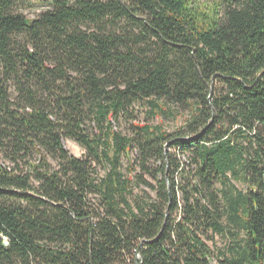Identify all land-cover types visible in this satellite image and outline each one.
Returning <instances> with one entry per match:
<instances>
[{"label":"trees","instance_id":"obj_1","mask_svg":"<svg viewBox=\"0 0 264 264\" xmlns=\"http://www.w3.org/2000/svg\"><path fill=\"white\" fill-rule=\"evenodd\" d=\"M30 2L0 0V264H212L204 229L231 234L219 264H264V0H52L35 20L21 13ZM9 79L25 106L14 108ZM142 101L159 123L114 131ZM173 108L192 113L174 134L161 123ZM168 147L194 148L195 168ZM134 150L141 174L122 171ZM2 153L39 159L23 171Z\"/></svg>","mask_w":264,"mask_h":264},{"label":"rangeland","instance_id":"obj_2","mask_svg":"<svg viewBox=\"0 0 264 264\" xmlns=\"http://www.w3.org/2000/svg\"><path fill=\"white\" fill-rule=\"evenodd\" d=\"M30 6L28 8L24 9L21 11V13L28 19L30 20H35L39 18L43 13L46 11H49L52 9V0H30ZM72 2L76 0H70ZM93 1H109V0H93ZM203 2H213L214 0H201ZM116 25V26H115ZM114 26L109 27L110 32H116L119 34L120 32L122 33L126 27V22L121 21L117 22ZM84 32L92 33L93 31H99L96 27L90 26V27H85L82 29ZM16 39L22 43V45H27V38L25 36H17ZM0 73H4L3 68L0 66ZM7 87H9L10 91V96H11V101L14 104V108L17 109L19 106L23 107L25 106L26 100L25 97L23 96L22 93L19 92L17 87H20L18 84V81L16 80H7ZM20 111L23 112V110ZM173 115H169L168 117L164 118L161 120V123L164 124L165 129L168 133H176L178 131L183 130L186 127V123L190 118L192 117V113L187 109V108H173ZM152 109L151 106L145 102H139L135 104L133 109L131 110V116L127 118H119L113 120V128L114 131L121 133L123 136L130 137L133 134L137 133L135 125H152L155 126L159 123V120L154 117L152 114ZM87 129L90 134L92 132H96L94 129V125L91 124V122L87 124ZM189 142L190 138H188ZM63 145L64 148L69 151V154L71 156H74L79 159L83 160H89V163L92 165V167L98 172V174L101 176L105 175V172L107 171V166L105 163H102L99 160H96L94 156L89 153L85 148H83L79 143L76 141L70 139L66 135L63 136ZM255 147V146H254ZM254 147L249 149V157L252 160V162H256L255 155L253 153ZM167 153L175 157L178 162L181 164L182 168L190 171L191 169H194L195 167L192 166V153L194 151V148H182V147H168L167 148ZM100 153V151H99ZM10 157L9 153L7 154H1V159L2 163L5 167H10V168H20L23 171H26L28 169V163L29 161H36L38 160L37 155H33L32 157L25 158L23 160H19L18 162H14ZM137 153L136 150H134L129 157L123 156L121 160L122 164V171L126 172L127 167L130 164H133L135 167V173L136 174H141V168L139 164H137ZM49 162L51 165L59 169L58 163L55 160L50 159ZM152 165L156 167L157 164L155 161H152ZM177 183L178 185H186L188 189H191V185L187 182V180L184 179L183 175H177ZM233 184L237 187V189L246 191L247 186L243 182H234L232 181ZM216 189L217 191H221V186L220 184H216ZM218 195L221 197V195L218 193ZM179 210L174 214V217L178 218L180 220L181 214L183 211L184 207V195L181 190H179ZM90 201L93 205H97L98 200L96 196H91ZM221 225H223V228H225L226 223L224 220H222ZM232 233H235L237 235L242 236L241 231L238 229H231ZM203 241L209 245L212 249V264H219L217 260V255L219 251L225 252L227 249L228 245L230 242L233 240L231 237V234H229L228 230L225 229L224 234L218 235L215 234L211 229H204V233L202 235Z\"/></svg>","mask_w":264,"mask_h":264},{"label":"water","instance_id":"obj_3","mask_svg":"<svg viewBox=\"0 0 264 264\" xmlns=\"http://www.w3.org/2000/svg\"><path fill=\"white\" fill-rule=\"evenodd\" d=\"M139 252V251H138Z\"/></svg>","mask_w":264,"mask_h":264}]
</instances>
